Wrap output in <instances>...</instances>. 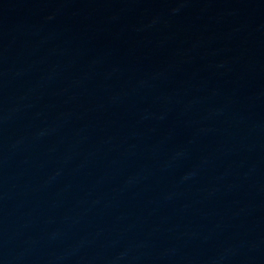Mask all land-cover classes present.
<instances>
[{
    "label": "water",
    "instance_id": "95a60500",
    "mask_svg": "<svg viewBox=\"0 0 264 264\" xmlns=\"http://www.w3.org/2000/svg\"><path fill=\"white\" fill-rule=\"evenodd\" d=\"M0 264H264V0H0Z\"/></svg>",
    "mask_w": 264,
    "mask_h": 264
}]
</instances>
